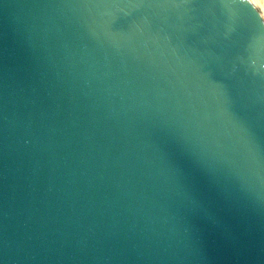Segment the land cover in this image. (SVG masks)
<instances>
[{
  "label": "water",
  "instance_id": "95a60500",
  "mask_svg": "<svg viewBox=\"0 0 264 264\" xmlns=\"http://www.w3.org/2000/svg\"><path fill=\"white\" fill-rule=\"evenodd\" d=\"M0 264H264V0H0Z\"/></svg>",
  "mask_w": 264,
  "mask_h": 264
}]
</instances>
